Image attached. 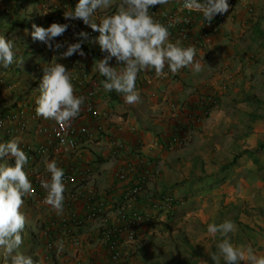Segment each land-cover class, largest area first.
<instances>
[{
    "label": "crops",
    "instance_id": "obj_1",
    "mask_svg": "<svg viewBox=\"0 0 264 264\" xmlns=\"http://www.w3.org/2000/svg\"><path fill=\"white\" fill-rule=\"evenodd\" d=\"M50 1L51 8L43 11L41 16L32 14L29 21L23 19L14 23L19 14L0 20V36L13 41L16 55L22 53L21 58H26L25 55L27 57L29 54L33 55L30 59L31 63L26 68L24 63L17 62L8 68L0 67V77L4 75L6 80L5 86L0 85V116H8L11 112L25 107L29 124L25 131L18 132L17 138L37 146L45 140V136L38 132V126L41 122L45 124L47 120L42 116L39 121L34 120L32 114L37 107L36 100L40 96L39 85L44 75V68L55 63L64 64L73 78L74 95L84 97L86 91L95 92L92 100L103 116L93 119L84 113L81 123L89 128H95L98 123L103 124L104 131L99 139L95 142L80 139L75 151L69 153L60 151L49 156L38 155L30 165L50 179V173L46 171L45 165L55 160L64 172L71 171L79 177L77 185H65L61 214L57 215L46 203L41 205L44 211L35 216L36 220L47 223L49 225L47 229L52 230L56 235V248L57 242L62 241L63 248H67L71 255L57 254L55 258L61 261L60 264H76L80 258L85 262L87 257L94 259L97 264H109L106 248L102 247L100 254L94 252L89 253L88 256L81 255L80 252L77 254L74 252L76 249L70 238L72 236L84 238L83 226L87 223L98 222L103 229L106 225L119 222L117 211L109 205L105 218L87 221L88 210L85 199L73 201L70 197L71 193L76 188H81L86 192H94L98 198L106 201L112 198L121 200L128 194L138 174L144 170L150 172L159 170V173L147 177L138 195V201L132 202L131 206L143 210L148 207L151 200L158 199L164 194L186 191L188 185L185 181L195 173L194 161H190L186 156L188 150L186 146L195 144L200 147L202 142L206 141L211 145V151L212 148L218 151L222 145H227L231 132L239 123V108L242 114L246 113L258 119L256 112H253V106L257 109L264 100L258 92H255L256 87L259 89L264 86V0H255L254 13H250L244 4H239L223 22L218 34L208 41L199 39V57L195 58L202 66V71L199 73L193 72L191 68H183L177 73H172L167 66L159 76L154 69L138 73L135 86L140 99L135 104H127L123 94L104 90L102 81L106 78L95 69V64L107 55L95 42L99 32L93 31L81 19H65L64 12L74 10L78 0ZM120 2L122 0L112 1L109 8L97 9L90 17L91 21L100 23L104 13L122 6ZM23 5L26 7L27 2L25 1ZM52 17H58L61 24L69 25L66 33L56 37L55 42L83 41L82 48L85 55L73 54L76 63L84 69L82 73L78 67L68 61L56 58L52 49L41 42L49 50L48 56L43 57L37 41L32 39V31L29 30L32 29V25L48 27ZM5 28H8L6 33ZM24 28H28L27 32H20L23 37L19 40L17 32ZM81 31L88 33L86 39L78 36ZM249 50L256 53L252 54V60L247 64L243 63V68H238L241 69L238 70L239 74L232 75V71L228 69L231 61L236 62L234 58L242 51L250 55ZM255 57L259 58L257 66L253 61ZM250 62L254 65L252 66ZM109 65L116 67L118 71L124 67L115 57L109 61ZM260 74L263 77L261 80L258 77ZM212 90L218 93L219 105L205 112L199 104L206 93ZM249 94L256 95L260 103L248 102ZM81 111L84 112V104L81 106ZM248 121L251 129L255 120ZM244 122H247V119ZM11 126L14 125L7 123V127ZM175 136H178V141L173 143ZM113 137L122 140L126 146L117 157L112 153ZM0 163L7 165L8 161L2 160ZM123 166L134 168L126 180H120L116 176L117 170ZM223 175L229 178V174ZM29 202L40 208V205ZM158 214H155L156 220L161 219L156 217ZM143 229L144 227L137 231Z\"/></svg>",
    "mask_w": 264,
    "mask_h": 264
},
{
    "label": "clouds",
    "instance_id": "obj_2",
    "mask_svg": "<svg viewBox=\"0 0 264 264\" xmlns=\"http://www.w3.org/2000/svg\"><path fill=\"white\" fill-rule=\"evenodd\" d=\"M111 3L112 0H78L74 10L64 12L65 19H81L93 31L99 32L95 42L107 55L95 64V69L106 78L102 81L106 92L123 94L127 104H135L140 99L136 79L138 73L144 70L154 69L157 76L164 72L166 66L172 73L183 68H191L195 73L202 71L199 60L195 59L196 50L191 46H181L180 41L169 42L168 27L155 21L149 14L151 6L167 5L169 0H122L116 14L103 18L100 23L91 21L90 17L97 9L109 8ZM184 7L201 12L204 19L211 22L216 15L228 13L230 5L228 0H185ZM68 27L66 23H52L48 27L33 24L31 36L34 41H41L50 49H58L62 45L55 42V38L62 36ZM78 36L86 39L88 33L81 31ZM82 42L78 40L68 44L62 57L73 54L84 56ZM113 57L124 65L122 70L109 65ZM14 62L23 63V59L17 57L13 41L0 36V67L8 68ZM72 79L64 64L55 63L44 68L39 85L40 96L36 100L38 116L54 120L61 127L71 126V121L80 114L81 106L85 103L83 96L74 95ZM5 157L14 158L15 163L11 166L0 163V250H3L10 264H34L31 256L18 251L23 243L21 231L25 227L21 208L25 199L33 193L32 182L25 171L29 158L19 139L0 143V160ZM45 168L50 173V179L41 181V187L47 191L45 203L59 215L63 211L65 173L55 160L47 162ZM234 231L235 225L230 220L207 227V232L213 237L217 233L223 237L216 248L225 264H240L241 261L264 264V256H258L251 247L245 250L231 243L228 234ZM63 247V242L58 241L57 250L61 251ZM212 256L217 264V256Z\"/></svg>",
    "mask_w": 264,
    "mask_h": 264
},
{
    "label": "rangeland",
    "instance_id": "obj_3",
    "mask_svg": "<svg viewBox=\"0 0 264 264\" xmlns=\"http://www.w3.org/2000/svg\"><path fill=\"white\" fill-rule=\"evenodd\" d=\"M25 1L26 7L23 5ZM50 6H52L50 0L47 2L46 0H0V16L2 17L0 20L19 14L14 23L23 19L29 21L32 14L41 16L43 11L51 8ZM27 29H20L17 32L19 40L23 37L20 32H27ZM7 30L8 28H5V33ZM36 41L43 57H47L49 53L47 47L41 41ZM249 51L250 55L242 51L234 58L236 62L231 61L228 69L232 71V75L239 74L238 70L241 69L238 68H243V63L247 64L252 60L251 56L255 51ZM22 55L19 53L17 57L21 58ZM25 57L22 59L26 68L31 63L30 59L33 55L29 54ZM258 60L259 58L256 57L253 59L256 66ZM258 77L259 80L263 78L261 74ZM263 88L264 86L259 89L256 87L255 91L262 98H264ZM262 101L257 109L253 106V112H256L258 119L246 113L242 114L241 108L238 109L239 123L231 132L227 145H222L218 151H214L213 148L211 151V145L206 141H203L200 147L195 144L186 146L188 148L186 156L190 158V161H194L195 167V173L190 176H213L219 172L223 164L231 162L235 155L244 150L253 151L260 142L264 141V100ZM245 119L247 122H244ZM248 120H255L254 127L251 129ZM260 165L264 167V150L260 152L258 165L248 156L239 158L236 165L230 168V173L226 172L229 178L221 185H211L201 191L196 187L189 190L188 187L181 193L172 192V196L183 201L174 207V211L171 212L174 213L173 217L161 213L157 216L161 219L154 218V221L142 225L140 228L144 227V229L137 231L135 238L123 246L125 254L122 260L115 264H215L212 254L217 256V264H225L216 248L223 237L219 233L213 237L207 232V227L209 224H220L226 220L232 221L235 225V231L228 234V239L234 246L245 250L251 247L258 256H264V181L260 177L264 172L260 170L264 168L261 169ZM43 211L44 207L41 205L38 208L31 205L27 199L24 201L21 212L25 217V227L21 231L23 243L18 251L31 256L34 264H60L61 261L55 258L57 254L71 255L67 248L61 251L57 248L55 251L49 250L47 241L43 236L41 238V233L43 234L42 231L45 230H42V227L49 228V225L36 220L35 216ZM166 222L171 224L170 230L166 227ZM83 234L85 236L80 239V244L74 247L76 249L74 252L87 256L93 252L102 253V230L98 222L84 225ZM95 256L98 257V255ZM88 259L90 258L87 257L83 262L80 258L76 264H97L94 259ZM0 264H10L3 250H0ZM240 264H246V262L241 261Z\"/></svg>",
    "mask_w": 264,
    "mask_h": 264
},
{
    "label": "built area",
    "instance_id": "obj_4",
    "mask_svg": "<svg viewBox=\"0 0 264 264\" xmlns=\"http://www.w3.org/2000/svg\"><path fill=\"white\" fill-rule=\"evenodd\" d=\"M228 2L230 5L228 13L216 15L211 22L206 21L201 12L195 10L190 11L185 8V0H169L167 5L161 6L158 4L151 6L149 14L155 21L168 27L170 33L169 42L176 43V41H180V44L183 47H193L197 53L195 58H197L199 57L200 51L199 39L208 41L213 36L218 34L223 22L229 17L231 12L238 7L239 4H244L250 13H254L255 11V0H228ZM119 9L120 8H114L108 10L103 14V18L116 14ZM49 23L51 25L52 23L60 24L61 22L58 17H52L49 20ZM57 43H60L62 47L52 49L53 55L56 58L68 61L71 65L78 67L82 73L84 69L81 65L76 63L73 55L66 58L61 55L67 50V46L70 43L67 41H60ZM0 85H6L4 75L0 77ZM94 93L95 92L93 90L85 92L84 112L80 111V114L71 121L70 127H61V125L57 124L56 121L48 119L45 124L41 122L38 126V132L45 136L43 143L34 146L25 140L19 139L20 146L29 158L28 164L25 166V171L29 180L32 182L33 193L26 198L28 201L34 202L38 205L46 204L45 198L47 196V191L41 187V181L48 180V178L30 165L34 162L38 155L49 156L52 153L57 154L60 151L67 153L73 152L79 146L80 139L87 142H95L101 136L104 131L103 124L98 123L95 128H89L81 123L84 113L93 119H99L103 116V113H101V111L97 108L96 103L92 100ZM218 105L219 96L215 90L208 91L199 104L200 108H202L205 112L218 107ZM26 112L25 107H22L19 110L11 112L8 116H0V143H6L11 139H18V132L25 131L27 129L29 121L26 118ZM32 117L34 120L38 121L41 119V116H38L36 111L32 114ZM7 123H11L14 126L7 127ZM177 141L178 136L173 137L172 142L176 143ZM111 144L113 146L112 153L115 157H117L126 147L122 140L115 137L111 139ZM4 160H7L8 162H15L14 158L11 159L5 157ZM133 171L134 168L132 166H123L117 170L116 176L120 180H126ZM64 173L65 185L78 184L79 177L77 174L71 171ZM158 173L159 170H155L154 172L144 170L139 173L135 180V185L132 186L130 192H139L142 187L141 182L144 184L147 177L155 176ZM81 174L82 173L80 172L79 175ZM70 197L73 201H77L81 198L85 199L88 210L87 221H93L99 218L97 217V214L100 215V213H103L109 208V205L113 206L114 203L113 198L110 199V201H106L105 199L98 198L94 192H86L81 188H76L71 193ZM179 203H183V201L181 202V199H178L175 196L167 195L151 200L148 207L143 210L135 209L129 211L128 209L131 207V204H123L119 206L116 210L119 222L113 224L110 229L105 227L102 230L103 237L101 243L102 246L106 248L108 260L110 262L117 263L122 255V247L127 242H130L133 238H135L137 230L142 225L152 222L156 213L170 211ZM48 231L52 230L46 229L45 231V234L48 237L47 247L49 250H54L56 248V235L54 233L49 235ZM70 239L72 245L78 246L80 244V239L78 237L72 236Z\"/></svg>",
    "mask_w": 264,
    "mask_h": 264
},
{
    "label": "trees",
    "instance_id": "obj_5",
    "mask_svg": "<svg viewBox=\"0 0 264 264\" xmlns=\"http://www.w3.org/2000/svg\"><path fill=\"white\" fill-rule=\"evenodd\" d=\"M120 3H122V2H120ZM247 101L248 102L260 103V100L256 97V95H250V94L247 96ZM263 150H264V141L263 142H260L258 144L257 148L255 150H253V151L252 150H244L242 153L235 155L231 162L226 163V164H223L220 167V170H219V172L217 174H215L213 176H207V177H205V176H193L192 177L191 176L187 181H185V183L188 185L189 190H191L194 187H196L200 191L203 190V189L209 188L211 185L212 186L215 185V184L221 185L228 178L226 175H223V174H225L226 172L230 173V168L236 165V162H237V160L239 158H241L243 156H248V158L250 160L254 161L258 165L260 163V152H262ZM7 165H9V166L14 165V162L9 161L7 163ZM259 167L261 169L264 168V167H262V165H260ZM260 171H264V169H262ZM262 173H261V176L260 177L264 181V172H262ZM141 184L143 185V182H141ZM133 185H135V183ZM141 189H142V187H141ZM130 190L127 192L128 194L126 195V197L124 199H121V200L120 199L119 200L116 199V200H114V203L112 202L113 203L112 209L117 210L119 208V206H121L123 204L130 205L132 202L138 201V195H139V193H140L141 190L139 192H130ZM167 195H171V194L167 193V194H164L163 196H167ZM135 209H138V208L131 206V207H129L128 210L129 211H132V210H135ZM107 210L105 212H103L104 214L103 213H100V215L97 214V217H99V218H105L106 217L105 215L107 213ZM172 211H174V209H171L170 211L164 212V214L167 215V216L169 215V217L172 218L173 215H174V213H171ZM161 213H163V212H159V214H161ZM72 220H73V222L75 221L74 218H72ZM78 225H82V224H78ZM165 225H166V227L169 230L172 227V226H170L171 224L169 222H166ZM112 226L113 225H107L106 228H109L110 229ZM100 227H101V230H103L102 229V226H100ZM46 229L47 228L42 227V230H44V231H42L43 234L41 233V238L43 236L45 241H47V239H48L47 235L45 234ZM52 233H54V232L53 231H48V234L49 235H52ZM121 251H122V255H121V258H120L119 261L122 260L124 254H125L124 247H122ZM110 264H115V262H110Z\"/></svg>",
    "mask_w": 264,
    "mask_h": 264
}]
</instances>
